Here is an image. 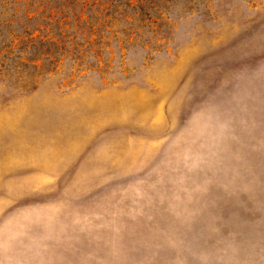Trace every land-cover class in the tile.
<instances>
[{"label": "rangeland", "instance_id": "1", "mask_svg": "<svg viewBox=\"0 0 264 264\" xmlns=\"http://www.w3.org/2000/svg\"><path fill=\"white\" fill-rule=\"evenodd\" d=\"M94 1L0 5V264H264V0Z\"/></svg>", "mask_w": 264, "mask_h": 264}, {"label": "trees", "instance_id": "2", "mask_svg": "<svg viewBox=\"0 0 264 264\" xmlns=\"http://www.w3.org/2000/svg\"><path fill=\"white\" fill-rule=\"evenodd\" d=\"M74 6L80 5L81 6V12L79 14H75L76 20H79L80 22H83L84 19L86 20V11L88 9H93L95 5V1L92 3V0H86L85 2L83 0H70ZM2 7L4 8L5 12L9 14L7 15L10 19L17 18L19 12H21V9L19 8L20 2L19 0H5L0 3ZM101 10V8H99ZM37 13L38 14H30L28 12V9L25 11L24 17H26V21L28 24L32 20H38V18L42 15L44 20H46L45 24H38L36 27L40 29L41 31H46L47 34L43 35L40 30H25L28 32H23L22 35H27L26 38H23L22 42L25 44L24 52L29 51H42V49L45 47L46 49H49L54 46L55 41L51 36H49L48 32L52 29V26H55L58 29L65 30L67 27V16L62 14V10H58V8H51L49 7V4H42L37 6ZM73 10H70V13L72 14ZM40 15V16H38ZM45 15V16H44ZM57 17H60L57 21ZM38 34L36 35V33ZM16 37V38H15ZM15 39H19V36H13ZM13 46L16 47V45L13 43ZM25 62H23L24 64ZM27 64V63H26ZM33 67H38L37 64H32Z\"/></svg>", "mask_w": 264, "mask_h": 264}]
</instances>
